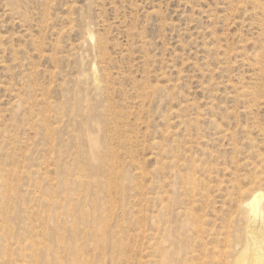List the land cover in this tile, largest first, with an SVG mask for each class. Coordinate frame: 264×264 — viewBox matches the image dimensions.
<instances>
[{"label":"rangeland","instance_id":"rangeland-1","mask_svg":"<svg viewBox=\"0 0 264 264\" xmlns=\"http://www.w3.org/2000/svg\"><path fill=\"white\" fill-rule=\"evenodd\" d=\"M251 229L264 0H0V264H236Z\"/></svg>","mask_w":264,"mask_h":264},{"label":"bare ground","instance_id":"bare-ground-1","mask_svg":"<svg viewBox=\"0 0 264 264\" xmlns=\"http://www.w3.org/2000/svg\"><path fill=\"white\" fill-rule=\"evenodd\" d=\"M262 202L263 199L260 194L252 195L250 202L248 203L247 206L248 210L246 214L249 222L253 223L261 219ZM249 235L252 239V243L251 244L250 242L248 243L244 251L241 253L240 257L238 255L239 259L236 264H264V233L262 232L257 233L251 229ZM251 245L255 247L254 253H250Z\"/></svg>","mask_w":264,"mask_h":264}]
</instances>
